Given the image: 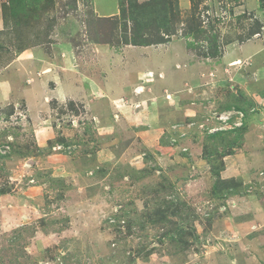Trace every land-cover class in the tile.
Listing matches in <instances>:
<instances>
[{"label": "rangeland", "instance_id": "1", "mask_svg": "<svg viewBox=\"0 0 264 264\" xmlns=\"http://www.w3.org/2000/svg\"><path fill=\"white\" fill-rule=\"evenodd\" d=\"M2 96L0 264H264V0H0Z\"/></svg>", "mask_w": 264, "mask_h": 264}, {"label": "crops", "instance_id": "2", "mask_svg": "<svg viewBox=\"0 0 264 264\" xmlns=\"http://www.w3.org/2000/svg\"><path fill=\"white\" fill-rule=\"evenodd\" d=\"M258 44H259V43H257V44L255 43L253 46H251L252 51H251L250 53H242V55L245 57V59H247L248 57L255 56L256 53L260 52V51L258 50V47H259ZM161 46H162V45H159V46H158L159 50H161V48H163V49L168 48L167 46H163V47H161ZM259 48H260V47H259ZM237 52H238V51H237ZM238 54H239V52H238ZM238 54H236L235 56H238ZM233 57H234V56H233ZM234 59H235V57H234ZM174 60H175V59L172 60V58H169L167 62H163V63L161 62V59H159V60H157V61H158L159 64H161L162 68H164V69L166 70V68L169 69V68L172 67V63H173ZM9 86H10L9 84H7L6 82H4V83L1 85V87H2V91L5 92V93H7V94H9ZM6 90H7V91H6ZM0 99L7 100L8 98H7L6 96H2Z\"/></svg>", "mask_w": 264, "mask_h": 264}, {"label": "built area", "instance_id": "3", "mask_svg": "<svg viewBox=\"0 0 264 264\" xmlns=\"http://www.w3.org/2000/svg\"><path fill=\"white\" fill-rule=\"evenodd\" d=\"M231 116H232V113H229V114L226 116V120L230 119ZM237 117H240V113H238V112H237ZM238 119H240V118H238ZM238 124H240V123H236V125H238Z\"/></svg>", "mask_w": 264, "mask_h": 264}]
</instances>
